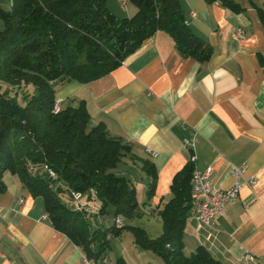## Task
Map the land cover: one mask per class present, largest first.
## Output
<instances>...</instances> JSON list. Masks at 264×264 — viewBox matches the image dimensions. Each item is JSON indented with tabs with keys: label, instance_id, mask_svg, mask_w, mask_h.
I'll use <instances>...</instances> for the list:
<instances>
[{
	"label": "crops",
	"instance_id": "1",
	"mask_svg": "<svg viewBox=\"0 0 264 264\" xmlns=\"http://www.w3.org/2000/svg\"><path fill=\"white\" fill-rule=\"evenodd\" d=\"M117 1L127 17L134 15L137 7L129 0ZM180 1L186 24L213 50L208 61L182 57L174 39L161 31L110 74L60 86L56 100L64 106L83 101L91 127L102 123L110 136L132 145L131 154L112 170L141 188L139 215L123 220L124 226L144 228L152 239L161 235L157 211L172 198L171 181L194 154L198 170L212 168L210 181L220 191L236 181L244 186L226 206V215L213 220V228L195 221L192 210L184 230L185 253L190 256L200 246L220 264H264V24L250 0H235L246 9L239 13L218 2ZM5 6L10 8V0ZM240 28L244 33L239 36ZM186 140H192L193 149L186 148ZM144 161L158 172L148 203ZM233 166L240 175L233 174ZM250 177L257 179L253 187L246 185ZM3 181L0 264H84L86 259L89 264H165L159 255L140 249L131 234L125 237L128 231L111 238L102 258L89 259L81 245L50 223L45 202L32 197L18 176L5 173ZM91 204L96 210L97 203ZM105 212L108 220L96 214L93 230L114 226L112 208Z\"/></svg>",
	"mask_w": 264,
	"mask_h": 264
},
{
	"label": "trees",
	"instance_id": "2",
	"mask_svg": "<svg viewBox=\"0 0 264 264\" xmlns=\"http://www.w3.org/2000/svg\"><path fill=\"white\" fill-rule=\"evenodd\" d=\"M205 1L236 13L246 10L235 0ZM107 2L10 0L9 9L0 5V192L6 191L5 173L18 176L32 197L45 202L50 223L81 245L89 259L102 258L112 237L131 230L136 245L159 255L165 264H220L200 246L190 256L184 251V230L194 201L191 162L172 179V198L157 211L163 231L156 239L134 225L92 228L96 214L103 215L110 206L116 218L129 221L137 216L134 185L112 172L131 154L132 145L110 136L102 123L91 127L83 101L61 105L55 114L56 90L71 81L91 83L110 74L161 31L174 39L184 58L202 63L213 55L210 44L186 24L180 0H129L136 11L121 18ZM249 6L257 9L264 24V4L250 0ZM12 105L24 110V121H18ZM154 165L144 161L141 166L150 178L147 203L158 176ZM76 192L83 204L90 207L93 200L97 209H75L71 195Z\"/></svg>",
	"mask_w": 264,
	"mask_h": 264
},
{
	"label": "built area",
	"instance_id": "3",
	"mask_svg": "<svg viewBox=\"0 0 264 264\" xmlns=\"http://www.w3.org/2000/svg\"><path fill=\"white\" fill-rule=\"evenodd\" d=\"M243 28L238 29L236 31L237 35H242L244 33ZM63 103V100H56L54 103V113L58 114L61 110L60 107ZM186 148L193 149L194 143L192 140L184 141ZM197 161V156L194 154L191 155L190 162L194 165L193 177L191 178L192 182V191L191 194L194 197V201L192 204L194 219L198 221L201 226L209 229L213 228V220L216 217H222V215H226V206L229 204H233L240 195V190L243 188L244 184L236 181L234 185L227 190H219L210 181V176L212 173V168H208L206 171H200L196 168L195 164ZM233 174L240 175L241 169L233 166L232 169ZM50 175L53 174L52 171H49ZM257 182L255 178L247 179L246 185H250L253 187ZM72 200L74 201L75 209H82L84 212L89 213V208L87 205L83 204L81 200L80 192L72 193ZM47 219V217H44ZM114 224L118 228H122L124 225L121 221V217H117L114 220ZM84 264H89L88 259L84 260Z\"/></svg>",
	"mask_w": 264,
	"mask_h": 264
},
{
	"label": "rangeland",
	"instance_id": "4",
	"mask_svg": "<svg viewBox=\"0 0 264 264\" xmlns=\"http://www.w3.org/2000/svg\"><path fill=\"white\" fill-rule=\"evenodd\" d=\"M6 3H7V0H0V5L1 6H3L4 8H6L7 9V6H5L6 5ZM128 6L129 7H131V4L129 3L128 4ZM107 7L109 8V10L114 14V15H116V16H118V17H124V16H126V15H128V14H126V10H124L123 8V4H121V3H119L117 0H108V2H107ZM129 16V15H128ZM1 26H2V24H1V22H0V29H1ZM69 105V104H68ZM129 168H130V166H129ZM138 170H134L133 172H134V175H136L138 178H139V176H141V174H139L138 172H137ZM136 198H137V203H138V208L141 206V204L143 203H140L139 202V200H140V193H141V188H140V186L138 185L136 188ZM145 197H146V194H145ZM64 198L66 199V201H68V203H69V205L70 206H72V201L68 198V196L67 195H64ZM91 202L93 203L94 201L93 200H91ZM91 202H90V206H91V208L93 207V205L91 204ZM145 202H147V197H146V200H145ZM146 205V204H145ZM112 206H110V207H108L107 209H108V211H110V208H111ZM113 215H114V213H113ZM139 215V212H137V216ZM103 217H102V219H104V220H108V213L107 212H105L103 215H102ZM103 221V220H102ZM121 221L123 222V220H122V218H121ZM129 233H127V234H125V237H127V238H129V236H130V234H131V236H132V231L130 230V231H128ZM133 237V236H132Z\"/></svg>",
	"mask_w": 264,
	"mask_h": 264
},
{
	"label": "water",
	"instance_id": "5",
	"mask_svg": "<svg viewBox=\"0 0 264 264\" xmlns=\"http://www.w3.org/2000/svg\"><path fill=\"white\" fill-rule=\"evenodd\" d=\"M10 110L13 112V113H15V114H18L19 115V118H18V121L20 122H22V121H24V117H25V112H24V110L20 107H17L16 105H12L11 106V108H10Z\"/></svg>",
	"mask_w": 264,
	"mask_h": 264
}]
</instances>
